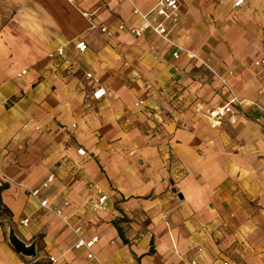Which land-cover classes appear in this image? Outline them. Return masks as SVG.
Masks as SVG:
<instances>
[{
  "label": "crops",
  "instance_id": "crops-1",
  "mask_svg": "<svg viewBox=\"0 0 264 264\" xmlns=\"http://www.w3.org/2000/svg\"><path fill=\"white\" fill-rule=\"evenodd\" d=\"M156 1L0 0V185L12 214L0 226V264H264V125L243 117L211 125L203 110L232 96L187 57L208 61L236 96L264 105L263 71L251 69L247 41L229 25L255 0L237 9L231 0H180L169 33L184 51L178 60L156 35L101 33L140 26L134 8ZM58 48L67 62L49 59ZM96 86L107 95L92 102ZM52 173L41 197L80 225L82 238L98 237L94 260L28 194ZM89 184L107 195L106 211L93 208ZM123 219L128 244L112 225ZM7 225L25 246L35 243L34 258L15 251Z\"/></svg>",
  "mask_w": 264,
  "mask_h": 264
},
{
  "label": "built area",
  "instance_id": "built-area-1",
  "mask_svg": "<svg viewBox=\"0 0 264 264\" xmlns=\"http://www.w3.org/2000/svg\"><path fill=\"white\" fill-rule=\"evenodd\" d=\"M232 6L237 9L244 5L245 0H231ZM133 14L138 16L141 25L136 27L128 28L124 23H119L115 26L114 29H109L106 27H101V33L108 37L112 36L113 33H122L125 32L132 37H141L146 34H153L164 40L168 43L172 51V59L178 60L180 55L184 52L183 49L177 45L174 41L169 38V33L173 27H175L181 18L182 15V3L180 0H157L156 4L146 12H140L134 8ZM84 16H87L84 14ZM75 50L78 53H84L87 50V46L84 42H78L75 44ZM49 59L53 61H68L67 52L64 48H58L54 52H51L48 55ZM187 57L190 60L196 61L199 65L205 68L208 72L212 73L216 79L220 82L221 86L231 94L232 98L221 106L208 107L203 110L204 117L209 121L213 126H220L223 121H227L230 125H235L240 117L248 119L255 124L264 125V105L251 99H242L236 96L231 86L229 85L227 79L223 77L219 72H217L211 64L198 57L195 54H188ZM73 66V62L70 63V67ZM255 67H260L264 72V59H260L255 62ZM21 74H25L23 71ZM232 75V72L228 73ZM85 78L87 80H92L93 76L91 73H86ZM107 95V90L101 86H96L92 92L89 94L88 99L92 102L101 101ZM144 102L139 101L135 104L136 107L143 106ZM78 155H85L83 149L77 150ZM55 175L50 174L41 187L38 189H33L28 191L29 196L34 198L41 209L48 210L57 216L67 228H70L71 231L76 235V241L73 245L75 251H85L86 258L88 260L96 259L92 251L94 245L98 242L97 236H92L89 239L82 238V227L78 224H73L70 222V217L63 214L62 210L59 208H51L48 204L46 198L41 197V191L46 190L48 186L53 182ZM89 189H93L96 194V200L94 202L93 208L96 210L106 211L108 208V197L106 194H103L96 186L89 184ZM64 206H68V203H64ZM28 224V219H23L20 221V225L26 226ZM51 262H54L53 259H50ZM190 264H196V260L191 261ZM222 264H229L228 261H224Z\"/></svg>",
  "mask_w": 264,
  "mask_h": 264
},
{
  "label": "rangeland",
  "instance_id": "rangeland-1",
  "mask_svg": "<svg viewBox=\"0 0 264 264\" xmlns=\"http://www.w3.org/2000/svg\"><path fill=\"white\" fill-rule=\"evenodd\" d=\"M245 9H249L250 13L248 15H243L242 13H238V11L232 12L229 25L237 39L247 41L241 53L244 58L248 59L251 69H254V61L259 58H264V0L250 2ZM209 18L207 17L208 20ZM208 20L207 22H211ZM217 32L220 37L221 32H223V27L218 28ZM228 49L234 53V50L237 48L230 46ZM260 76L264 79V72ZM7 227L11 229L8 225Z\"/></svg>",
  "mask_w": 264,
  "mask_h": 264
},
{
  "label": "trees",
  "instance_id": "trees-1",
  "mask_svg": "<svg viewBox=\"0 0 264 264\" xmlns=\"http://www.w3.org/2000/svg\"><path fill=\"white\" fill-rule=\"evenodd\" d=\"M7 188H8L7 184H1L0 185V226L4 225V223L2 221L3 219L11 220V218H12V214H11L10 210L1 201V193H2V191L6 190ZM124 221H125L124 219L123 220H113L112 225L116 229L121 241L124 244H128V241L125 239L123 232H122V229L119 226V224L121 222H124ZM152 253H153V249H152V245H151V247L149 249V254H152ZM35 264H47V263L36 262Z\"/></svg>",
  "mask_w": 264,
  "mask_h": 264
},
{
  "label": "water",
  "instance_id": "water-1",
  "mask_svg": "<svg viewBox=\"0 0 264 264\" xmlns=\"http://www.w3.org/2000/svg\"><path fill=\"white\" fill-rule=\"evenodd\" d=\"M9 242L11 246L15 249V251L27 258L35 257V243H32L29 246H25L22 242H20L17 237L14 235L13 231L10 229L9 231Z\"/></svg>",
  "mask_w": 264,
  "mask_h": 264
}]
</instances>
